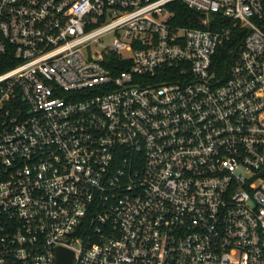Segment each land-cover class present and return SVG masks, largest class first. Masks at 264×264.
I'll return each instance as SVG.
<instances>
[{
	"label": "built area",
	"instance_id": "1",
	"mask_svg": "<svg viewBox=\"0 0 264 264\" xmlns=\"http://www.w3.org/2000/svg\"><path fill=\"white\" fill-rule=\"evenodd\" d=\"M173 1L0 0V264H264V0Z\"/></svg>",
	"mask_w": 264,
	"mask_h": 264
},
{
	"label": "trees",
	"instance_id": "2",
	"mask_svg": "<svg viewBox=\"0 0 264 264\" xmlns=\"http://www.w3.org/2000/svg\"><path fill=\"white\" fill-rule=\"evenodd\" d=\"M169 10L173 13L172 21L178 25L196 26L209 29H217L222 21H219V14L212 12L210 21L208 23L202 22L201 13H198L188 8L182 1L175 0L169 5ZM224 22V21H223ZM232 32H244L238 26ZM240 44V38L237 40H230L223 43L222 47L216 52L212 66L215 68L219 77H225L234 55V50ZM8 65H1L0 70L6 69ZM124 66L120 67L123 69Z\"/></svg>",
	"mask_w": 264,
	"mask_h": 264
},
{
	"label": "water",
	"instance_id": "3",
	"mask_svg": "<svg viewBox=\"0 0 264 264\" xmlns=\"http://www.w3.org/2000/svg\"><path fill=\"white\" fill-rule=\"evenodd\" d=\"M71 252L59 248L57 250V258L60 264H67L70 260Z\"/></svg>",
	"mask_w": 264,
	"mask_h": 264
},
{
	"label": "rangeland",
	"instance_id": "4",
	"mask_svg": "<svg viewBox=\"0 0 264 264\" xmlns=\"http://www.w3.org/2000/svg\"><path fill=\"white\" fill-rule=\"evenodd\" d=\"M111 37H112V34H111V33L107 34V35L104 37V39H103V43H104V44H108V43L110 42V40H111Z\"/></svg>",
	"mask_w": 264,
	"mask_h": 264
}]
</instances>
